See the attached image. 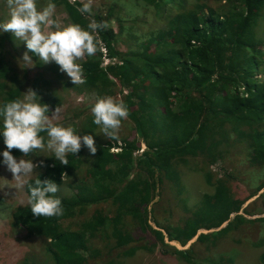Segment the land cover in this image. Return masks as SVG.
I'll use <instances>...</instances> for the list:
<instances>
[{
  "label": "trees",
  "instance_id": "trees-1",
  "mask_svg": "<svg viewBox=\"0 0 264 264\" xmlns=\"http://www.w3.org/2000/svg\"><path fill=\"white\" fill-rule=\"evenodd\" d=\"M136 1L152 7L157 18L166 22V28L144 42L141 50L125 53L115 48L118 34L113 28L97 30L94 35L99 41L98 51L92 57L86 56L81 63L85 82L74 85L63 80L61 75L58 79L66 82L67 89L90 90L100 97L111 95L115 84L110 77H115L128 109L127 117L134 123L135 136L147 138L149 142L146 141L144 149L140 148L137 137L134 141L124 140L122 144L98 145L87 168L86 180L78 181L72 187L73 193L69 198L60 196L59 191L56 194L62 202V215L34 216L29 204L16 208L11 215L12 225L46 240L44 255L49 264H84L83 253L88 251L86 240L101 230L100 227L106 226L108 219L107 228L119 246L133 240L130 234L122 231L124 226L121 225L126 217H131L143 231L150 228L152 235L167 248L162 231L148 223V216L152 219L148 207L160 180L158 176L174 171L176 160L184 163L185 158L203 152L214 137L211 133L213 128L219 132L223 124L229 123L236 138L246 142L250 163L264 166V83L260 84L253 76L254 70L263 67L264 48L261 47L258 27L264 16V0ZM54 3L63 4L66 10L73 11L70 16L72 24H80L84 28L93 18L106 24L115 11L110 7L106 13L93 17L81 14L80 2L54 0ZM104 52L106 57L121 64L104 68ZM7 66L1 57L0 104L21 97L20 87L5 90ZM34 90L46 104L50 96L42 97L41 91L36 87ZM53 94L55 99L50 107L57 108L61 100L56 92ZM150 112L157 115L158 131L152 122L154 114ZM94 127L92 121L88 125L84 122L81 132L87 135ZM83 150L82 146L78 153L69 154L68 165L55 162L51 155L48 156L43 161L44 166L40 167L39 177L35 176L27 183L26 201L29 186L36 178L53 180L60 190L64 179L70 178L82 164L80 156ZM139 150L143 151L135 156ZM11 151L16 159L25 158L19 150ZM134 166L147 168L148 179L130 180ZM206 181L210 182V175L206 176ZM107 200L117 207L113 217L106 218L98 213L92 221L80 225L76 232L62 227L63 220ZM242 203L218 182L214 194L201 197L194 217L188 219L183 228L167 234L169 241L184 247L199 230L219 229L229 221L232 213H238ZM257 221L264 222V218ZM243 222L254 223L236 215L224 228L197 235L196 242L211 241L214 245L234 229V225ZM191 252V249H175L177 256L189 257L190 260ZM258 261L264 264V251ZM22 264L37 263L26 260Z\"/></svg>",
  "mask_w": 264,
  "mask_h": 264
},
{
  "label": "rangeland",
  "instance_id": "rangeland-1",
  "mask_svg": "<svg viewBox=\"0 0 264 264\" xmlns=\"http://www.w3.org/2000/svg\"><path fill=\"white\" fill-rule=\"evenodd\" d=\"M57 1L68 3L77 1L81 4L88 2V0ZM48 2L49 0H38V7L46 6ZM51 2L54 3V0ZM54 4L56 7L53 18L57 23L61 27L72 24L70 16L73 11L66 10L63 4ZM110 7H114L115 11L106 25L118 34L115 42L118 52L139 51L144 42L166 28V22L157 18L152 7L136 0H91V14L88 15L99 16L106 13ZM8 17L7 2L0 0V22H5ZM119 28H121L120 32ZM43 30L47 33L48 26L45 25ZM258 30L263 44L261 47L264 48V16L259 20ZM3 35L9 38L6 39ZM2 36L4 37L3 42L1 41ZM24 51L26 49L23 42L16 41L10 31L0 33V59L2 57L8 65L7 77L4 80L5 90L13 86L20 87L22 96L23 92L29 89L35 91L36 87L42 92V97L50 96L46 105L49 107L52 122L72 126L80 132L79 134L84 135L81 132L83 123L88 125L93 119L89 110L90 106L97 98L105 96L99 97L96 92L90 90L67 89L65 81H70V78L60 72L55 63H38L31 68L22 69L17 61ZM84 61L85 58L80 63ZM117 64L121 63L104 55V68ZM60 75L65 81L58 79ZM253 76L260 84L264 83V59L263 67L254 70ZM110 78L115 84L111 89L110 97L116 101L123 100L117 79L113 76ZM231 80L234 82V79L231 78ZM224 86L229 87L227 84ZM233 86L232 84L231 87ZM54 92L61 100V105L57 108L50 107L55 99ZM55 109L56 112H54ZM150 114L154 113L150 112ZM141 115L142 113L139 116ZM152 122L155 130L158 131L159 122L156 114ZM134 130V123L127 117L122 120L116 139H109L99 133L100 130L96 125L87 135L94 137L96 147L107 143L122 144L124 140L134 141L137 137L140 148H146L148 139L135 136ZM206 133L209 134L207 131ZM211 133L214 137L203 152L185 158L184 163L176 160L174 171L168 175L158 176L160 180L148 207L152 217L150 220L148 216V223L154 229L162 231L164 242L168 247H163L152 235L150 228L143 231L139 223L134 222L131 217H126L121 225L124 226L122 231L130 234L133 240L119 246L110 228H107L110 220L108 219L106 226L100 227L101 230L86 240L88 251L83 253L84 264H259L258 257L264 251V222L257 221L264 218V187L261 188L264 183V166H254L250 163L246 142L236 138L229 123L223 124L219 132L213 128ZM83 148L80 156L82 164L73 171L70 178L64 179V185L59 190L62 197L69 198L73 193L72 187L78 181L86 180L87 168L93 155L86 147ZM0 149H3L2 141H0ZM113 151L117 150L113 149ZM142 151L136 152L135 156L141 154ZM48 156H50L49 153L37 150L25 158L39 164ZM19 159L22 157L17 160ZM40 170V167H37L34 172L38 173ZM208 175H210V182L206 181ZM35 176L25 177V179L30 181ZM129 179L139 181L148 179L147 168L134 166L133 175L129 176ZM218 182L224 184L233 198L243 203L238 213H232L229 221L219 229H201L197 235L210 234L224 228L234 220L236 215H242L246 220L254 221V223L243 222L237 226L234 225V229L219 238L214 245L211 241L196 242L197 235L184 247L177 242H170L167 234L183 228L185 222L194 217L200 207L201 197L205 194H214ZM26 186L27 184H19L11 172L5 166L0 165V264H22L26 260L37 264H49L44 255L46 240L31 235L25 229L13 226L11 223V215L16 208L28 205L25 197ZM116 208L111 200L100 201L88 206L82 214L63 220L61 225L64 229L76 232L80 225L92 221L98 213L106 218L113 217L116 214ZM174 248L179 251L191 249V260L189 257L177 256Z\"/></svg>",
  "mask_w": 264,
  "mask_h": 264
},
{
  "label": "clouds",
  "instance_id": "clouds-1",
  "mask_svg": "<svg viewBox=\"0 0 264 264\" xmlns=\"http://www.w3.org/2000/svg\"><path fill=\"white\" fill-rule=\"evenodd\" d=\"M6 2L9 17L5 22H0V33L10 31L16 41L23 42L26 51L18 58L19 66L23 69L31 68L36 63H55L74 85L83 84L84 69L80 61L96 54L99 41L94 33L107 25L93 18L86 28L80 24L61 27L53 18L56 6L51 0L42 7H38V0ZM79 11L81 14H91V0L82 3ZM45 25L49 28L47 33L43 30ZM89 110L92 123L98 126L99 133L116 139L122 120L128 116L124 101H116L110 96L100 97ZM49 111L48 105L42 103L31 89L23 92L21 97L0 104V141L5 146L0 149V165L5 166L21 185L28 183L25 177H39L34 169L44 165L43 161L36 164L27 158L17 160L12 149L19 150L24 157L37 150L47 152L62 165H68L67 156L78 153L82 146L92 155L97 151L92 135H81L72 126L54 124ZM28 191V204L34 216L63 214L61 199L56 196L59 185L53 180L36 178Z\"/></svg>",
  "mask_w": 264,
  "mask_h": 264
}]
</instances>
